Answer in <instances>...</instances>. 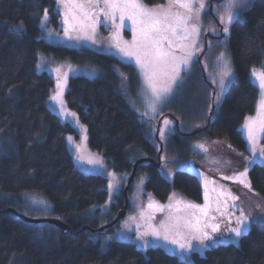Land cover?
<instances>
[{"label":"trees","instance_id":"16d2710c","mask_svg":"<svg viewBox=\"0 0 264 264\" xmlns=\"http://www.w3.org/2000/svg\"><path fill=\"white\" fill-rule=\"evenodd\" d=\"M143 1L155 5L164 0ZM225 3H208L202 19V52L163 110L161 117L168 116L174 126L160 138L155 133L158 122L141 119L123 97L121 82L130 89L137 83L131 64L92 48L44 40L40 21L45 10L49 25L60 28L55 0H0V264H264V225L255 219L238 245L212 246L204 255L193 253L190 262L160 247L143 252L133 243L113 240L103 248L92 239L95 232L82 228L95 229L113 220L125 202L123 188L103 224L91 218L92 208L108 197L107 179L75 167L66 135H76V129L48 107L55 80L37 70L39 53L96 67L97 77L69 76L64 92L66 106L87 129L88 147L103 156L109 169L125 175L124 185L133 164L150 158L154 161L138 164L135 176H148L145 189L154 198L165 202L174 188L201 202L202 185L195 174L176 169L169 181L161 168L194 157L189 150L193 142L226 139L247 152L240 125L254 112L259 96L251 71L264 67V0H247L246 7L234 9L239 16L227 34L220 20ZM224 48L234 79L215 112V88L208 72ZM247 177L250 191L264 203V165L253 163ZM25 195L50 201L53 213L47 217L60 219L69 231L61 233L52 224L29 223L6 212L16 209ZM118 228L119 222L103 233Z\"/></svg>","mask_w":264,"mask_h":264},{"label":"rangeland","instance_id":"374dc122","mask_svg":"<svg viewBox=\"0 0 264 264\" xmlns=\"http://www.w3.org/2000/svg\"><path fill=\"white\" fill-rule=\"evenodd\" d=\"M55 1L56 8L60 14V28L56 30L49 25V17L47 16V19L44 20L43 14L40 21L42 38L51 44L65 47H88L99 50L116 57L122 62L131 64L137 73V83L134 88L130 89L126 81L121 82L120 89L123 97L141 119L158 122L155 133L158 137L162 138L174 126L173 121L168 116L161 117L163 110L167 107L176 86L191 70L202 52V19L209 7L208 3L210 0H205L206 7L199 18L193 14L191 24L197 25L200 31L195 36V44L188 49L192 54L189 63L181 65L180 77L173 85L172 92L155 102L151 90L148 89L145 83L142 70L136 64L135 57L124 56L117 47L118 43L121 46L125 42L129 45L132 44L133 31L131 23L126 20L125 27L119 30L118 35L116 27L110 20L96 24L93 42V40L83 38L86 33H91V29L87 27L88 21L82 19L78 11H69L71 0H69V7H65L64 2L58 5L57 0ZM76 2L80 3L84 2V0H76ZM142 3L148 7L153 6L146 4L143 0ZM159 4L167 6V0ZM198 4L199 0H197V7ZM74 15L77 17L76 19H73ZM238 16L239 14L237 13L235 18ZM66 18L67 24H65ZM103 19L101 17V21ZM116 23L119 24V19H117ZM222 25L224 29L226 24L222 23ZM66 27L69 29L68 36H65L64 30ZM227 27L229 28V24H227ZM183 43L187 44L189 41H183ZM165 47H167V42H165ZM175 51L177 56H184L186 54L179 49ZM38 65H40V67H37L38 72L45 71L55 80L51 97L59 90L57 87L58 81H66L63 83L60 102L50 98L48 107L63 122L70 123L76 129V135H66L67 147L73 156L75 167L86 174L100 175L107 179L108 197L103 204L93 207L91 214V218L103 224L110 214L111 204L116 202L117 197L121 193L126 177L124 174L109 169L103 156L88 147V134L85 125L77 119L76 114L66 106L64 101V92L67 88L69 76L83 75L97 77L99 71L94 66L75 64L69 60L59 59L42 53L38 54ZM56 69H59V72ZM253 69L260 71L264 70V67ZM253 69L251 71V82L259 90V99L260 87L259 82L252 75ZM226 70L229 72L227 76L224 75ZM65 73L67 74L66 76ZM208 79L215 88L213 109L217 112L230 82L234 79L232 61L226 48L218 55L212 71L208 72ZM221 81H223V88H221ZM246 117L257 118V103L254 112ZM165 121L169 123L165 124ZM244 123L245 119L240 125V130L246 143L247 152L233 148L226 139H216L210 142H193L190 144L189 150L195 154L194 157L178 163L171 168H161V175L169 181H172L173 173L176 169L195 174L202 185L201 202H195L187 198L174 188L170 197L165 202H161L146 191L145 182L148 176L146 174H138L132 181L128 193L129 208L124 218L119 221V228L111 233H92L91 238L100 241L103 248H106L108 243L113 240L133 243L138 250L143 252L150 247H160L167 253L176 255L181 260L187 262L192 260L193 253L204 255L205 251L212 246L228 243L238 245L240 236L237 237L232 229L241 226L238 224V219L241 218L242 213L248 218L247 223L243 225V233L248 231L252 219L264 225V203L250 191L249 186L245 187L244 184L236 179L239 173L244 172L245 168L249 169L253 163L264 165V152L261 151V149H264V135L258 133L255 152H253L252 145L249 144L247 139L246 130L243 128ZM161 130H163V136L161 135ZM89 161L93 162L90 163ZM241 179H244L249 185L247 175ZM109 184H112L111 189L108 187ZM206 194L207 200L205 199ZM231 197H235L236 199H232ZM18 203L19 205L16 209L21 214L29 217H47L53 213L50 201L41 196L25 195L23 200ZM206 204L208 205L207 217H202L200 210L197 208L186 207L187 205L204 207ZM198 217L209 224L218 225L219 227V231L214 233L211 232L210 228L205 229L209 232L212 239L205 240L203 244L199 240L192 238L195 233L188 227L189 224H194ZM152 229H156L160 233L159 238L152 235ZM165 235L168 236V240L163 238ZM172 239H176L179 243L190 241L192 246L187 251L182 250L178 245L169 242ZM145 244L147 247H145Z\"/></svg>","mask_w":264,"mask_h":264},{"label":"snow or ice","instance_id":"6c2138e0","mask_svg":"<svg viewBox=\"0 0 264 264\" xmlns=\"http://www.w3.org/2000/svg\"><path fill=\"white\" fill-rule=\"evenodd\" d=\"M61 2H64L65 7H69V0H57L58 5ZM246 6L247 0H226L224 14L220 16L221 23L226 24L223 29L226 34L229 32L227 24L232 23L237 15L233 10ZM205 7V0H199L198 7L197 0H167V6L156 4L152 7L143 4L142 0H84L80 3L71 0L69 11H78L80 17L88 21L87 27L91 29V33H86L83 38L93 40V42L96 24L110 20L116 27L118 35L119 30L125 27L126 20L131 23L133 31L132 44L129 45L125 42L121 46L118 43L117 47L124 56L135 57L136 64L141 68L145 83L148 89L151 90L155 102L172 92L173 85L180 77L181 65L189 63L192 54L188 49L195 44V36L200 31L197 25L191 24V21L193 14L199 18ZM47 16L48 13L45 10L43 19L46 20ZM101 17L104 18L103 21H101ZM76 18L74 15L73 19ZM117 19H119V24L116 23ZM65 24H67V18ZM64 31L65 36H68L69 29L66 27ZM183 41H189V43L186 44ZM165 42H167V47H165ZM176 49L186 54L177 56ZM37 67H40V65H37ZM56 71L59 72V69H56ZM224 75H229V72L226 70ZM252 75L259 82L260 87V97L257 101V118L246 117L243 128L246 130L249 144L252 145V151L255 152L258 133L264 135V70L257 71L253 69ZM64 82L66 81H58L57 87L59 90L51 97L52 100L60 102ZM221 88H223V81H221ZM168 123V121H165V124ZM161 135L163 136V130H161ZM261 151L264 152V149H261ZM89 162L92 163L93 161ZM247 172L248 169L245 168L244 172L239 173L236 177L245 187L249 185L241 178L245 177ZM108 187L111 189L112 184H109ZM231 198L236 199L235 197ZM205 199L207 200V194ZM149 206L151 207V205ZM186 207L197 208L200 210L202 217L208 216L207 204L204 207L199 205H187ZM247 219L242 213L241 218L238 219V224L241 226L232 229L237 237L243 234V225L247 223ZM188 227L195 233L192 238L199 240L201 244L205 240L212 239L205 229L210 228L213 233L219 231L218 225L209 224L199 217L194 224H189ZM152 235L159 238L160 233L156 229H152ZM163 238L168 240L167 235ZM169 242L178 245L180 249L185 251L192 246L190 241L179 243L176 239H172ZM145 247H147L146 244Z\"/></svg>","mask_w":264,"mask_h":264},{"label":"water","instance_id":"95a60500","mask_svg":"<svg viewBox=\"0 0 264 264\" xmlns=\"http://www.w3.org/2000/svg\"><path fill=\"white\" fill-rule=\"evenodd\" d=\"M152 162L154 161L153 159L150 158H140L138 159L132 167V171L130 176L128 177L126 184L123 187V195L125 198V202L124 205L122 207V209H120L116 216L113 218V220H111L109 223L104 224L102 226H99L95 229H90L88 226H84L82 228V230H90L91 232H104L106 229L113 227L114 225H116L122 218H124L126 212H127V207H128V190L131 187L132 181L135 177V173H136V168L138 166V164L143 163V162ZM157 166L160 165V162L156 163ZM6 212H10L12 214H14L15 216L19 217L20 219L29 222V223H34V224H40V223H49L52 224L56 227H58L61 231V233H65L66 231H69V227L66 226L60 219L58 218H54V217H29L26 215L21 214L19 211H17L14 208H8L6 209ZM71 234H73L74 236L78 235V232L72 233L70 231Z\"/></svg>","mask_w":264,"mask_h":264}]
</instances>
